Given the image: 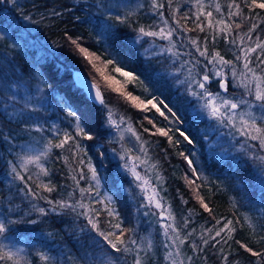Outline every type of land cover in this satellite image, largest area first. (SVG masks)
Wrapping results in <instances>:
<instances>
[{
	"label": "trees",
	"instance_id": "16d2710c",
	"mask_svg": "<svg viewBox=\"0 0 264 264\" xmlns=\"http://www.w3.org/2000/svg\"><path fill=\"white\" fill-rule=\"evenodd\" d=\"M219 2L226 4L228 0H219ZM124 3L131 4L135 9L136 4L146 5L148 0H16L19 7L10 2L0 5V37H2L0 38V69L7 76V79L0 78V101L10 102L5 107L8 117L12 120L11 123H0V131L3 132L5 141L0 143V192L4 194V198L0 199V220L17 221L8 225L9 232L6 233L8 239L0 238V242L2 240L11 242L16 247L24 249L33 264H42L39 261L42 253L52 256L54 264H73L74 261L75 264H79L75 259L77 248L80 244L90 243L88 235L81 232V228L86 223L82 217L67 209L57 207L53 210V206L43 199L33 200L24 192H18L23 185L19 181L13 182L10 174L11 162H19V157L26 154L24 152L26 146H30L31 149L36 148L41 154L49 140L53 143L58 142L54 134L56 128H67L68 124L65 104L76 107L88 120L87 130L93 139L84 138L82 143L102 178L101 192L114 194L115 204L112 206L118 208L120 216L124 218V227L127 229L135 227L139 236L151 239L154 245L163 239L158 234L155 217L143 215L144 210L140 208L141 201L138 195L139 188L132 183V176L124 166L120 167L118 158L123 154V149L131 148L132 152L129 156H141L144 159L138 150L135 137L125 132L121 146L114 137V130L113 135L108 134V129L103 126V117L106 113L87 99L81 86L75 81L76 72L80 74L82 71L100 87L107 107L112 111V119L117 122L122 117L126 119L146 142L150 178L153 172H159L163 177L165 192L162 195H165L166 200L172 205L178 221L182 215H187L188 209H193L191 226L197 230L204 226L206 220L215 222L195 199L197 184L200 185V195L211 197L209 206L213 208L216 218L223 215L234 221L239 219L236 225L238 228L236 239L253 234L245 214L248 208L258 209L264 204V177L256 173L255 169L258 161H253L248 156L251 153L247 151L245 145L244 148L238 149L240 140L234 142L229 135L228 127L210 118L203 101L192 100L185 94L186 85L177 82V76L181 81L188 77L187 71L182 69L180 64L185 58H191L181 55L180 59L173 63V59L159 57L145 66L143 61L135 56V46L129 48L132 41L126 38L134 35L131 27L152 23L151 14L146 7L135 11L129 17L131 27L118 26L120 36L115 44L122 51L132 53L136 63L131 66L137 72L143 73L144 76L155 72V79H145L143 82L134 79L129 82L128 78L116 74L112 65L105 68L103 58L97 61L92 57V62L102 68L106 76H114L119 81L113 83L116 87H109L110 82L105 81L92 68L84 55L71 45L69 37L73 39L81 37L82 46L88 47L90 52L100 54L101 44L96 43L100 39L97 34V22L116 25L117 22L114 18H109L107 12L111 9L113 17L117 13L123 15L129 10L121 9L120 5ZM188 6L189 0H177V4L174 5L181 7V24L185 23L182 13L188 10ZM53 9L56 10L57 15H53ZM25 13L30 19L24 18ZM23 26L26 28L25 33ZM187 27H193L191 21L187 23ZM261 27L264 28V25ZM187 35L199 36L202 40L205 33L192 31ZM145 40L149 42L142 45L141 51L151 46V38ZM175 41L179 45L181 37L180 39L178 36L175 37ZM183 42L186 46L185 49L179 47L181 53L194 51L187 47L186 39ZM156 43L166 44L159 41ZM212 47L210 43L209 49L212 50ZM216 49L226 55V58H233L223 40L216 45ZM106 56L107 53H104V57ZM37 70L44 80L42 89L38 91L33 88L38 81ZM193 74L195 76V73ZM217 89L214 82L209 85L210 91L216 92ZM232 90L236 89L230 83L227 95H235L237 90L234 91L235 93H232ZM149 92H155L166 102L171 101L178 117L183 121L179 126L194 139L193 144H188L179 136L175 131L177 125L171 126L173 131L169 134L173 137V142L179 139L181 141L179 144L170 143L167 137L159 133L152 134L155 133L153 124L157 127H165L167 130L169 121L147 104L146 97H149ZM129 93L138 96L139 99H130ZM13 97H15L14 101ZM190 100L191 104H189ZM153 103L156 101L153 100ZM157 106L162 108L161 105ZM2 111L4 108H0V112ZM145 117L152 119L153 123H149V119ZM2 119L0 117V120ZM41 125L50 131H36ZM145 128L150 131L145 132ZM180 152L192 153L190 158L193 159L194 166L201 175L207 177V183L196 180L192 185L187 184L185 175L190 179L195 177L192 176L187 162L179 155ZM58 153L60 150L54 148L46 159L47 167L51 169L50 179L57 190L49 194L37 188L38 181L35 176L33 181L29 182L33 190L54 200L67 198V191L73 183L69 175V166L65 165L62 159L56 158ZM66 154L69 155L71 163L70 153ZM138 170L144 171L143 168ZM48 179L44 178V181L47 182ZM217 183H221L224 190L210 193L209 184L214 186ZM181 196L188 201L187 205L182 203ZM241 197L244 198L245 205L236 211L229 201ZM38 207L45 208L47 215H40L36 211ZM96 207L102 206L96 205ZM101 219L109 218L106 213H102ZM28 220H36L37 223L30 224ZM252 220L257 225L264 224V219H257L255 213L252 214ZM253 246L259 247V245ZM232 250L239 252L235 259L239 260L240 264L256 259L235 243L232 244ZM200 261L202 264H220L221 254L209 248L202 254Z\"/></svg>",
	"mask_w": 264,
	"mask_h": 264
},
{
	"label": "snow or ice",
	"instance_id": "6c2138e0",
	"mask_svg": "<svg viewBox=\"0 0 264 264\" xmlns=\"http://www.w3.org/2000/svg\"><path fill=\"white\" fill-rule=\"evenodd\" d=\"M9 2L19 7L16 0H0V5ZM176 4L177 0H148L146 5L136 4L133 9L131 4L124 3L122 6L129 10L123 15L117 13L114 17L110 9L107 16L114 18L117 23L110 25L97 22V34L100 39L96 43L101 44L100 54L90 52L88 47L82 46L81 37L75 39L69 37L70 43L84 55L92 68L105 81L110 82L109 87L112 83H119V81L114 76H105L103 69L92 62V57H95L97 61L103 58L105 68L112 65L114 72L121 77L128 78L129 82L134 79H139L141 82L145 79H155V72L150 73L149 76L137 72L131 66L136 63L132 53L122 51L115 44L120 36L118 26L131 27L129 17L135 11L146 7L151 14L152 23L131 27L134 35L126 38L132 41L129 48L135 46V56L142 60L145 66L159 57L173 59V63H176L181 55L190 57L191 59L183 60L180 64V67L187 71L188 77L184 81L176 77L178 83L186 85L185 94L196 102L202 100L208 116L234 129L239 136L244 138L247 151L251 153V159L264 165V28L261 27L264 25V0H228L226 4L220 3L219 0H189L188 10L182 13L184 24H181L180 20L181 7H174ZM52 12L53 15L58 14L55 9ZM24 18L30 19L26 13ZM189 21L193 24L192 28L187 27ZM192 31L205 33V35L202 40L199 36H188L187 33ZM177 36L181 37L179 45L175 41ZM145 38H151V46L141 51L142 45L149 42ZM185 39L187 47L194 51L181 53L178 50L179 47H185L183 43ZM221 40L228 46L227 50L231 52L232 59L226 58V55L216 49V45ZM156 41H163L166 44H157ZM210 43L213 46L212 50L209 49ZM104 53H107L106 57ZM0 78L7 79L2 69H0ZM78 81L87 99L106 113L103 117V126L108 129L109 135H113L114 130L119 133L121 141L125 139V132L135 137L138 150L144 159L136 156L129 162L131 148L124 150L121 159L125 160L124 167L132 176V183L139 188L140 208L144 210L143 215L155 217L158 234L163 237L157 245H154L151 239L139 236L135 227L130 229L124 227V218L120 216L118 208L112 206L115 204L114 194H109L107 191L101 192L102 178L98 169L93 166L92 159L82 143L84 138L93 139L87 130L88 120L83 117L82 113H79L76 107L65 104L67 109L65 117L68 124L67 128H56L54 134L58 142L53 143L49 140L47 147L39 155L28 154L32 149L26 146V154L19 157V162H11L10 174L13 182L19 181L23 185L18 192H24L33 200L43 199L53 206V210L57 207L70 210L86 221L81 232L88 235L90 243L80 244L77 248L75 259L79 261V264H197L202 254L209 248L221 254L220 264H240L239 260L235 259L239 252L232 250L233 243L239 245V248L251 257L256 258L247 261L246 264H264V224L257 225L252 220L253 213L257 219H264V204L258 209L248 208L245 219L253 234L236 239L238 231L236 225L239 219L234 221L223 215L216 218L213 208L209 206L211 197L200 195V185L197 184L195 199L203 211L208 213L215 222L206 220L204 226L197 230L191 226L193 209H188L187 215H182L178 221L172 205L166 200L165 195H162L165 192L163 177L159 172H153L150 178L146 142L126 119L122 117L119 122L112 119V111L107 107L100 87L82 71L78 76ZM212 82L218 84V91L209 90ZM230 82H235L234 86L241 90L238 95L222 94L228 92ZM113 90L118 91V89ZM149 97H146L147 104L169 121L167 130L165 127H157L153 124L155 133L152 134L159 133L167 137L170 143L179 144L181 141L177 139L173 142V137L169 134L173 131L171 126L177 125L175 131L179 133V136L183 137L188 144H193L194 139L190 138L179 126L183 121L178 117L171 101L166 102L155 92H149ZM129 98L139 99L131 93H129ZM14 99L15 97L13 101ZM153 100L156 103H153ZM8 103L10 102L0 101V108H4V111L0 112V117L3 118L0 123L12 122L5 107ZM191 103L190 100L189 104ZM157 105H161L162 108ZM145 119L153 123L152 119L148 117ZM36 131L50 130L41 125ZM144 131L149 132L150 130L145 128ZM11 138L9 134V139ZM3 142H5L3 132L0 131V143ZM54 148L60 150L56 158L62 159L64 164L69 166V175L73 182L70 190L67 191V198L59 200L42 196L39 191L33 190L29 183L35 176L38 181L37 188L49 194L57 190L50 179L51 169L46 164V159ZM66 153H70L71 163ZM179 155L187 162L192 176L195 177V179H190L185 175L187 184L192 185L196 180L208 182L207 177L202 176L194 166V161L190 158L191 152L188 154L180 152ZM139 168H143L144 171L141 172ZM44 178L49 179L45 182ZM223 190L221 183L208 186L210 193ZM3 198L4 194L0 192V199ZM180 199L184 205L188 204L183 196ZM229 203L236 211L245 205L243 197L232 198ZM96 205L102 207H96ZM36 211L40 215H47L43 207L36 208ZM102 213H106L109 219L102 220ZM5 215L7 217V212ZM15 222L17 221L10 219L0 220V238L8 239L6 235L9 232L8 225ZM27 222L37 223L36 220ZM253 245H259V247ZM39 261L42 264H54L52 256L43 253L40 254ZM0 264H33V261L29 259L24 249L0 244Z\"/></svg>",
	"mask_w": 264,
	"mask_h": 264
},
{
	"label": "rangeland",
	"instance_id": "374dc122",
	"mask_svg": "<svg viewBox=\"0 0 264 264\" xmlns=\"http://www.w3.org/2000/svg\"><path fill=\"white\" fill-rule=\"evenodd\" d=\"M120 7H121V9L122 8H124L123 6H122V4L120 5ZM25 21L26 20H24V23H25ZM23 28V30H24V33H25V31H26V28H24V26L22 27ZM27 29H29V28H27ZM178 39H180V36H178ZM159 42H163V41H159ZM179 43H181V42H179ZM184 43V42H183ZM184 45H185V43H184ZM186 46V45H185ZM183 49H185L184 47H182ZM187 49V48H186ZM186 52V51H185ZM185 60H186V58H185ZM76 75L78 74V72H76L75 73ZM194 75V74H193ZM37 76H38V81H37V83L34 85V90H36V91H38V90H41L42 89V85H44V80H43V77H42V75H41V73H40V71L39 70H37ZM106 76V75H105ZM196 78H198V77H196ZM109 83V82H108ZM107 83V84H108ZM231 83V85H232V87H234V89H236L237 90V92L235 93L234 91H236V90H232V93H235V95H238L239 93H240V89L239 88H237V87H235L234 86V83L235 82H230ZM229 83V84H230ZM109 85V84H108ZM111 86H114V87H116L115 86V84H111ZM214 86H217L218 87V84L217 83H215L214 82ZM219 90V88L217 89V91ZM223 95H227V93H222ZM228 127V126H227ZM228 131H229V135H230V137L232 138V140L234 141V142H236L237 140H240V142H239V147L240 148H238V149H242V147H243V145H245L246 146V149H247V145H246V143H245V141H244V138L243 137H241V136H239L238 135V133H236V131L234 130V129H231V128H229L228 127ZM115 136V138L120 142V145H121V140L119 139V133L118 132H115V134H114ZM125 135V134H124ZM122 146V145H121ZM244 148V147H243ZM124 150L125 149H123L122 151H123V154H121L120 155V157L118 158V159H120V167H123L124 165H125V161H123V159H121V156L122 155H124ZM237 150V149H236ZM25 153H26V151H24ZM219 155H221V156H224V154H221L220 152H217ZM28 154H31V155H39L40 154V152L36 149V148H32V151L30 152V153H28ZM249 157H251V155H248ZM132 158H134V157H131V156H129V162H131V159ZM124 169L127 171V169L124 167ZM255 169H256V173H258V174H260V176H263L264 177V165H262L259 161H258V164L256 165V167H255ZM214 178H215V180L216 181H218V178L216 177V176H214ZM222 187H224V186H222ZM138 195H139V198H140V194H139V190H138ZM246 213V212H245ZM245 215H247V214H245ZM0 244H8V245H10V246H14L15 248H18V247H16L13 243H11V242H7V241H4V240H2L1 242H0ZM197 264H202L201 263V261H200V259L197 261Z\"/></svg>",
	"mask_w": 264,
	"mask_h": 264
},
{
	"label": "water",
	"instance_id": "95a60500",
	"mask_svg": "<svg viewBox=\"0 0 264 264\" xmlns=\"http://www.w3.org/2000/svg\"><path fill=\"white\" fill-rule=\"evenodd\" d=\"M78 76H79V74L75 75V81L80 86L79 81H78Z\"/></svg>",
	"mask_w": 264,
	"mask_h": 264
}]
</instances>
